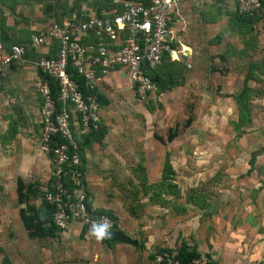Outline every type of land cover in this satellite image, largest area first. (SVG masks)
<instances>
[{"label":"rangeland","instance_id":"rangeland-1","mask_svg":"<svg viewBox=\"0 0 264 264\" xmlns=\"http://www.w3.org/2000/svg\"><path fill=\"white\" fill-rule=\"evenodd\" d=\"M180 15L171 27L187 59L165 58L156 70L173 84L144 100L126 85H101L109 101L97 112L103 138L85 149L80 164L92 214L109 212L141 246L107 248L94 231L80 236L76 223L55 237H27L16 179L31 185L29 204L40 205L52 167L34 131L10 113L0 117V264H158L149 255H175L182 244L196 250L198 263L215 264L207 253L210 216L233 183L230 153L241 128L264 99V25L259 19L238 25L233 6L220 0L188 1ZM169 129L176 133L171 142L154 138L165 139Z\"/></svg>","mask_w":264,"mask_h":264},{"label":"built area","instance_id":"built-area-1","mask_svg":"<svg viewBox=\"0 0 264 264\" xmlns=\"http://www.w3.org/2000/svg\"><path fill=\"white\" fill-rule=\"evenodd\" d=\"M188 1L192 0H106L109 9L104 15L53 22L47 32L32 33L24 45L6 47L0 42V76L27 50L44 46L49 40L57 42L55 56H42L35 62L49 79L43 77L35 84L41 99L36 146L51 163V181L43 200L54 207L52 221L61 233L71 223L88 231L106 227L110 232L115 226L108 215L92 214L87 209L86 193L79 184L78 140L99 129V105L94 95L83 96L70 71L93 90L120 69L136 99L155 95L158 86L152 75L166 57L172 60V52L181 55L177 30L171 22L173 15L177 21L182 19L180 8ZM222 1L231 4L238 15L264 20L262 0ZM50 82L56 88L55 98ZM161 259L156 258L158 263ZM165 261L178 264L172 256H166Z\"/></svg>","mask_w":264,"mask_h":264},{"label":"crops","instance_id":"crops-1","mask_svg":"<svg viewBox=\"0 0 264 264\" xmlns=\"http://www.w3.org/2000/svg\"><path fill=\"white\" fill-rule=\"evenodd\" d=\"M108 9L106 0H0V42L6 47L24 45L32 33L47 32L53 22L100 16ZM182 45L184 50L186 46ZM56 51L57 42L49 40L44 46L27 50L0 76V117L11 113L9 118H20L21 127L34 131V143L40 128L41 103L35 84L44 77L35 62L42 56H55ZM186 56L180 55L181 59ZM106 84L118 88L126 85L133 95L120 69L107 76L102 85ZM249 116L251 120L242 126L241 138L235 143L237 149L230 153L237 166L230 172L233 183L228 184L210 216L214 232L207 253L215 264H264V99Z\"/></svg>","mask_w":264,"mask_h":264},{"label":"trees","instance_id":"trees-1","mask_svg":"<svg viewBox=\"0 0 264 264\" xmlns=\"http://www.w3.org/2000/svg\"><path fill=\"white\" fill-rule=\"evenodd\" d=\"M262 4L264 7V0H262ZM234 14H235L234 21L238 25H243L245 23H251L252 21L258 20L255 18L238 15L236 12H234ZM263 22L264 20H262V24L264 25ZM172 46L174 47L175 45L173 44ZM175 55H176L175 52L171 54L172 60H170L169 57L166 58L169 59L170 61H176ZM70 75L71 78L78 83L79 89L84 97H87L89 95H94L98 101L99 107L109 104V101L104 97V95L99 91V89L90 90L87 87H85V83L83 79L73 71H70ZM44 77L48 79L46 75H44ZM152 79L156 82L158 86L157 93H159L161 90H164L165 87H167V85L173 84L172 79H168L167 82H165L163 81V78H161L156 72L152 75ZM50 87H51L52 95L55 98L56 97L55 85L50 82ZM57 106H59V104ZM242 112H243L242 114L248 115V109L243 108ZM190 124H191V119L190 117H188L185 126H189ZM175 137H176V133L174 130L171 129L168 130L165 139H163L162 137H158L157 135H154V138L161 143L171 142ZM102 138H103L102 125L99 126V129L97 131H92L89 134L80 136V139L78 140V145H79V153L82 163L84 158L83 153L85 149H88L93 142H100ZM76 170L77 173L81 176L83 173L82 167L78 166ZM50 181H51V176L48 181L47 189L49 188ZM15 194H16L17 203L19 205H23V207H20L18 209V216L29 239L55 237L58 232H61L59 229H57V227L54 225L52 221V212L54 210V207L52 205H49L43 200V194L41 196L40 205L29 204V198L30 195L32 194V187L30 184L24 183L20 178L16 179ZM86 206L87 209L90 210L89 205L87 204V199H86ZM100 213L108 215L114 220L115 223L114 229L110 232H107L108 235H106L104 239H100V242L104 246H106L107 248H113L116 244H127L134 247L141 246L136 239L130 237L127 233H125L124 231H122L117 227L116 219L109 212L100 211L97 212L96 214H100ZM86 231L87 228L82 227L80 236H83ZM170 253L171 251L168 250L162 251L159 255L162 259L158 264H166L165 261L166 256L174 257V259L178 261V264H200L197 262V260L200 258V255L196 252L195 249L192 250L188 249L187 246H185V244H182L178 248L175 255L174 254L171 255ZM149 257L151 259L157 258V256L155 257V255H149ZM205 264H207V262Z\"/></svg>","mask_w":264,"mask_h":264},{"label":"clouds","instance_id":"clouds-1","mask_svg":"<svg viewBox=\"0 0 264 264\" xmlns=\"http://www.w3.org/2000/svg\"><path fill=\"white\" fill-rule=\"evenodd\" d=\"M93 234L95 235V237L98 240L104 239L106 237V235H108V233L106 231V227L105 228L95 229Z\"/></svg>","mask_w":264,"mask_h":264},{"label":"bare ground","instance_id":"bare-ground-1","mask_svg":"<svg viewBox=\"0 0 264 264\" xmlns=\"http://www.w3.org/2000/svg\"><path fill=\"white\" fill-rule=\"evenodd\" d=\"M172 53H174V52H172ZM172 53H171V54H172Z\"/></svg>","mask_w":264,"mask_h":264}]
</instances>
